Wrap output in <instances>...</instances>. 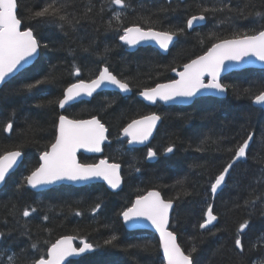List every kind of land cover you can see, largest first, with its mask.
<instances>
[{
  "label": "trees",
  "instance_id": "1",
  "mask_svg": "<svg viewBox=\"0 0 264 264\" xmlns=\"http://www.w3.org/2000/svg\"><path fill=\"white\" fill-rule=\"evenodd\" d=\"M130 2L129 9L113 5L101 13L100 6L106 0H91L95 7L85 17L82 13L90 0H73L67 11L79 23L70 26L57 18L32 17L31 13L40 10L46 0H18L17 14L23 29L31 28L41 45L47 47L40 48L32 67L0 89V155L16 150L24 155L22 166L0 191V262L10 264L8 257L19 254L21 249H27L28 257L38 259L40 252L31 248L33 242H39L46 254L51 243L63 236H73L77 241L86 240L99 247L81 260H72V264H163L156 236L126 231L119 215L138 195L156 190L164 200H173L169 229L185 254L196 245L197 251L192 254L194 264H264V108L254 107L251 98L264 90V70L228 75L225 99L200 98L188 107L159 105L152 109L135 97L145 88L170 81L173 68L179 69L202 55L212 43L263 30L264 15L257 17L254 13H264V0H223L232 9L247 5L245 15L227 10L208 14L205 26L190 32L186 28L187 19L199 14L201 4L219 7V0ZM113 11L124 12L119 32L115 21L113 28L108 27ZM144 18L155 22L151 25L155 30L185 29L166 56L151 48L130 53L120 44L122 28L140 25L146 29L149 25ZM74 64L80 68L79 76L73 75ZM104 67L118 79L127 80L132 95L122 98L117 94H99L90 102L67 109L65 115L77 120L95 116L106 126L110 145L116 144L119 151H111L108 145L103 156L122 166V190L111 193L104 185L96 184L82 188L60 186L42 193L31 192L27 187L17 191L22 177L38 167L40 154L55 140V126L61 115L56 101L62 98L63 90L78 80L94 79ZM48 74H54L55 79L31 91L24 88ZM245 89L250 92L245 93ZM150 113H157L162 119L148 147L157 153L154 163L146 162L148 148L128 150L119 141L127 123ZM9 123L12 129L8 133L3 129ZM249 133L252 141L245 161L234 165L225 187L212 198L210 182ZM169 146H173V152L164 157ZM179 180H183L182 186L177 184ZM184 191L189 194L178 196ZM257 196L261 202L255 204L254 210L245 206V200ZM97 203L101 208L94 214L92 209ZM209 203L213 204L217 223L210 230H201L199 223L203 222ZM25 208L36 211L23 217ZM77 211L81 215L77 216ZM245 220L249 225L241 236L244 248L241 253L235 248V238L239 224ZM112 234L119 237L115 247L104 244ZM144 244L148 245L146 249L129 247ZM13 264H26V259L21 255Z\"/></svg>",
  "mask_w": 264,
  "mask_h": 264
},
{
  "label": "snow or ice",
  "instance_id": "2",
  "mask_svg": "<svg viewBox=\"0 0 264 264\" xmlns=\"http://www.w3.org/2000/svg\"><path fill=\"white\" fill-rule=\"evenodd\" d=\"M219 2V7L216 4H213L212 7L201 4L199 14L192 15L187 19V28L191 29L194 25L204 21L208 14L215 15L217 12L225 10L234 11L241 16L245 15L247 5H245V8L232 9L223 0H219ZM72 4L73 0H46L44 6L40 10L31 13V15L33 18H57L59 21L71 26L74 22L79 23V20L67 11ZM113 5L118 6L121 10L131 8L130 0H106V3L101 4L99 11L103 13L106 7L111 8ZM94 7L95 5L90 0L89 6L85 8L82 15L86 17ZM17 9L18 0H0V83L4 82L9 76L19 72L34 56H38L39 49L42 46L47 47V44L41 45L31 28L21 30L22 20L18 17ZM248 15H252V13H248ZM254 15L260 17L264 13L257 11ZM123 16V11H113L112 17L108 21V27L113 28V21H115V29L119 32L122 27ZM144 23L149 25L146 29L140 25L123 27V34L119 35V40L128 46L154 41L160 49L166 51L173 39L185 32V29L181 27H174L169 30H155L151 26L155 22L151 21L150 18H144ZM60 26L63 28V24ZM201 42L203 43V40ZM249 57H255L260 62H264V30L251 35H235L231 39H223L212 43L211 47L203 55L185 63L182 71H177L175 68L172 69V71L176 72L178 79H172L167 83H157L155 87L145 88L139 95L144 100L152 103L157 100L164 102L177 99L192 100L202 94L222 95L226 92L229 85L221 83V72L237 67L242 63L251 62L250 60H245V58ZM226 62L234 63L226 64ZM73 69V75L79 76L80 68L74 64ZM205 77H207L206 82ZM54 79V74H48L44 79L27 84L24 88L27 91H31L38 85L49 83ZM109 86H114L120 92H128L130 90L127 80L118 79L116 75L109 71L108 67H104L100 70L99 75L90 81L78 80L76 83L69 84L63 90V98L58 99L56 103H58L60 108H64L66 104L75 101L82 95L91 97L98 89ZM244 92L249 93L250 89H245ZM237 93L239 95L238 90ZM251 98L254 105L264 108V90L259 91ZM51 102L49 101V103ZM160 119L161 117L155 113L142 116L139 119H133L122 128L121 135L127 138V142L130 145L144 144L152 135L153 129ZM55 128V140L51 143L50 149L40 154L39 167L32 170L29 175L22 177L20 183L16 186L17 191H21L26 187L35 189L65 180L83 182L93 178L103 179L112 189H117L120 186V164L109 163L107 159H101L99 163L95 164H82L76 157L78 149H85L88 152L101 151V145L107 139L106 133L108 129L99 119L93 116L88 120H77L60 115ZM11 129L12 123H9L4 127L3 131L8 132ZM207 139L206 137L205 140H202L201 144H204ZM251 140L252 133H249L248 138L235 148L231 160L215 176L214 181L210 182V191L213 196L225 183L226 176L230 174V170L234 165L241 158H246V149ZM212 143H217V141L212 140ZM203 150V148H198V151ZM164 151L165 153L173 152V146L167 147ZM21 157L22 153L19 150L9 151L0 155V183L5 182L6 175L14 168ZM156 157L157 153L152 148H148L146 159L153 160ZM135 170L140 171L139 168H135ZM177 184L182 186L183 180L177 181ZM181 194L188 195L189 193L184 191L183 193H178V196ZM257 202H261L260 196L255 197L251 201L245 200L244 204L254 210ZM172 207V199L164 200L161 198L159 191L152 190L144 195H138L131 203V206L125 208L119 215L130 226H135L133 222L140 219L150 222L151 226L159 233V246L163 250L165 264H194L192 254L197 251L196 245L193 244V247L185 254L177 243L176 235L168 230L169 210ZM100 208L101 204L97 203L92 212L95 214ZM35 211V208L31 210L25 208L22 215L23 217H29L31 212ZM75 214L77 216L81 215L79 211ZM204 217L203 222L199 223V228L210 230L209 226L214 227L213 222L217 220V216L213 214V204L209 203L207 205ZM44 219L47 220L48 217L45 216ZM248 225L249 221L245 220L239 224L236 230L235 248L240 249L241 253L244 251L241 236ZM73 239V236H63L51 243L47 247L46 258L43 249L39 247V242H33L31 248L34 252H40L38 259L28 257L27 249H21L19 254L12 253L8 259L10 264H13L15 259L23 255L26 259V264H64L66 258L71 257L74 260H81L99 247V245H94L86 240H81L82 246L74 247ZM189 239L194 238L189 237ZM118 240L119 237L116 234H112L104 241V244L115 247ZM129 247L146 249L148 245H129ZM68 264H72V261H68Z\"/></svg>",
  "mask_w": 264,
  "mask_h": 264
},
{
  "label": "water",
  "instance_id": "3",
  "mask_svg": "<svg viewBox=\"0 0 264 264\" xmlns=\"http://www.w3.org/2000/svg\"><path fill=\"white\" fill-rule=\"evenodd\" d=\"M167 2L171 1V0H165ZM180 2H184L185 0H178ZM205 25V20L204 21H201L199 22L198 24L194 25L193 28L191 29H188L189 31H193V30H196L200 27H203ZM21 30H24L23 27H21ZM177 41V37H175L173 39V41L170 43L169 45V48L168 50H163V49H160L159 46L157 44H155L154 41H148V42H141L140 44L138 45H135V46H128L126 44H124L122 41H120V43L127 47V49L129 50L130 53L134 52L135 50H137L138 48H152L154 50H156L159 54H161L162 56H166L169 52V50L172 48V46L174 45V43ZM39 54H40V49H39ZM39 58V55L38 56H34L30 61L29 63L25 64L24 67L19 71V72H16L14 75H11L9 76L8 78H6V80L2 83H0V89L6 84L8 83L10 80H12L13 78H15L17 75H19L20 73H22L23 71H25L26 69L32 67L34 65V63L37 61V59ZM246 61H251V62H245V63H242L240 64L239 66L237 67H233V68H230L229 70H226V71H222L221 72V75H220V80L222 81L227 75L231 74V73H235V72H240V71H243V70H247V69H260V70H264V62H260L259 60H257L255 57H249V58H245ZM234 62H226V64H232ZM183 70V66L181 67V70ZM172 76L174 77V79H178L177 75H176V72H172ZM205 80H207V77H205ZM102 92H110V93H116V94H119L120 96H122L123 98L125 97H130L132 95V92L131 90H129L128 92H120L119 89L115 88L114 86H109V87H106V88H102V89H98L96 92L93 93V95L91 97L89 96H86V95H82L81 97L77 98L75 101H71L69 102L68 104L65 105L64 108H59V111L60 113H63L65 111L66 108L78 103V102H81V101H90L92 99V97H94L95 95L97 94H100ZM226 95H227V90L224 94L222 95H208V94H202L192 100H181V99H177L175 101H169V102H164V101H160V100H157L155 103H152V102H149V101H146L143 99V97H141L139 94H137V98L140 102H143L145 105L149 106V107H154L156 106L157 103L161 104L162 106L164 107H185V106H188L190 104H192L195 100L197 99H200V98H207V97H211V98H217V99H225L226 98ZM63 98V97H62ZM254 105V104H253ZM255 107H258V108H262L260 106H257V105H254ZM88 120V119H86ZM59 121V119H58ZM162 122V119H160L159 121H157V124L155 126V128L153 129V132H152V135L149 137L148 141H146L144 144H128L127 142V148L128 149H142V148H145L147 147L148 145L151 144V142L153 141L154 137H155V134L157 132V129L158 127L160 126ZM58 124V123H57ZM9 132V131H8ZM106 135H108V132L106 133ZM121 139L122 140H127L126 137H123L121 135ZM252 141V140H251ZM251 141L249 142V146L248 148L246 149V152L247 150L249 149L250 147V144H251ZM109 143V140L106 139L103 144L101 145V151L100 152H88L86 151L85 149H78L77 151V154H76V157H77V160L79 161V158H78V155L79 154H84V155H88V156H101L102 155V148L104 145L108 144ZM50 149V148H49ZM48 149V150H49ZM172 153V152H171ZM171 153H165L164 156H168L169 154ZM245 158H241L239 160V162L241 161H244ZM23 161H24V155L22 154V157L18 159V162L17 164L14 166L13 169H11L9 171V173L6 175V179H5V182L3 183H0V191L2 190V188L4 187L7 179L12 175L14 174L16 171H18L20 169V167L22 166L23 164ZM156 161V158L153 159V160H149L147 159V162L149 163H153ZM40 163V161H39ZM99 163V162H98ZM238 163V162H237ZM39 167V166H38ZM121 170L122 168H120V176H121ZM228 176V175H227ZM227 176H226V179H227ZM226 182V180H225ZM95 184H101V185H104L105 188L111 192V193H118L122 190V187H123V179H122V176H121V184L120 186L117 188V189H112L110 188V186L107 184L106 181H104L103 179L101 178H93L91 180H88V181H83V182H70V181H60V182H57L55 184H51V185H47V186H42V187H37L35 189L33 188H30L28 187V189L31 191V192H34V193H41V192H44V191H48V190H51L55 187H60V186H72V187H75V188H82V187H85V186H88V185H95ZM225 183L221 186L220 189H218L217 193L215 194L218 195L222 190H223V187H224ZM212 194V193H211ZM213 196V195H212ZM213 196V197H215ZM161 198L163 199V197L161 196ZM174 208V204H173V207L169 210V225H168V230H169V226H170V217H171V214H172V210ZM121 221H122V224L124 226V228L128 231V232H150L152 234H154L157 239H158V242H160V237H159V233L156 232L155 228L151 226L150 222L149 221H146V220H143V219H140V220H137V221H134L133 224L135 226H130L129 224H126L122 218V216L120 217ZM217 223V220L213 222L214 226L216 225ZM209 228H212V226H209ZM203 230V229H201ZM170 231V230H169ZM60 239V238H59ZM75 239H73V246L75 247ZM178 243V242H177ZM82 246V245H81ZM160 254H161V257H162V260L165 264V261H164V258H163V250L162 248H160ZM74 260L73 258L69 257V258H66L64 264H67L68 261H72Z\"/></svg>",
  "mask_w": 264,
  "mask_h": 264
},
{
  "label": "flooded vegetation",
  "instance_id": "4",
  "mask_svg": "<svg viewBox=\"0 0 264 264\" xmlns=\"http://www.w3.org/2000/svg\"><path fill=\"white\" fill-rule=\"evenodd\" d=\"M171 73H172V71H171ZM141 92V91H140ZM139 92V93H140ZM138 93V94H139ZM106 94H110V93H104V94H102V95H106ZM111 94H113V95H115L114 93H111ZM117 95H119V94H117ZM96 96H100L99 94L98 95H96ZM95 96V97H96ZM136 96H137V94H136ZM135 96V97H136ZM94 98V97H93ZM136 99H137V97H136ZM138 100V99H137ZM139 101V100H138ZM88 102H90V101H88ZM79 104V103H78ZM75 105H77V104H74L71 108H73ZM146 106V105H145ZM147 107V106H146ZM157 107V106H156ZM156 107H151L152 109L153 108H156ZM148 108H150V107H148ZM151 114V113H150ZM122 131V130H121ZM121 143H123L124 145H126V142L124 141V140H121L120 141ZM111 146V145H110ZM117 145L116 144H114V145H112L111 146V151H113V152H115L116 150H118L119 151V147H116ZM116 147V148H115ZM104 150V149H103ZM80 156V158L81 157H83L84 158V160H88L86 163H84V162H81L82 164H95V163H97L99 160H101V159H105L104 158V156L102 155L101 157H95V156H88V155H82V154H80L79 155ZM94 158V161L92 160Z\"/></svg>",
  "mask_w": 264,
  "mask_h": 264
},
{
  "label": "bare ground",
  "instance_id": "5",
  "mask_svg": "<svg viewBox=\"0 0 264 264\" xmlns=\"http://www.w3.org/2000/svg\"><path fill=\"white\" fill-rule=\"evenodd\" d=\"M119 42H120V40H119ZM121 44V43H120ZM122 45V44H121ZM123 46V45H122ZM128 50V49H127ZM138 50V49H137ZM137 50H135V51H137ZM129 51V50H128ZM134 51V52H135ZM133 53V52H132ZM230 75V74H229ZM228 76V75H227ZM103 93H110V92H102V93H100V94H103ZM114 94H116V93H114ZM211 98V97H210ZM217 99V98H216ZM143 103V102H142ZM144 104V103H143ZM193 104V103H192ZM192 104H190V105H192ZM145 105V104H144ZM190 105H188V106H190ZM147 106V105H146ZM188 106H185V107H188ZM147 107H149V106H147ZM164 107V106H163ZM182 107V106H181ZM151 108V107H150ZM139 119V118H138ZM165 154V153H164ZM164 154H163V156H164ZM170 155V154H169ZM168 155V156H169ZM164 157H167V156H164ZM154 163V162H153ZM239 163V162H238ZM237 164V163H236ZM230 172H231V170H230ZM229 176V175H228ZM228 176H227V178H228ZM227 180V179H226ZM225 184H226V182H225ZM224 187H225V185H224ZM223 187V188H224ZM212 195V194H211ZM212 198H214L213 196H212Z\"/></svg>",
  "mask_w": 264,
  "mask_h": 264
}]
</instances>
